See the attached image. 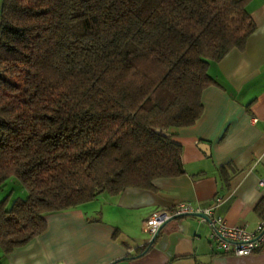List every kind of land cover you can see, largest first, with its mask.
Segmentation results:
<instances>
[{"label": "trees", "instance_id": "trees-1", "mask_svg": "<svg viewBox=\"0 0 264 264\" xmlns=\"http://www.w3.org/2000/svg\"><path fill=\"white\" fill-rule=\"evenodd\" d=\"M249 1L1 0L0 191L26 192L0 198L4 252L46 214L183 173L170 129L195 123L209 63L255 30Z\"/></svg>", "mask_w": 264, "mask_h": 264}, {"label": "crops", "instance_id": "crops-1", "mask_svg": "<svg viewBox=\"0 0 264 264\" xmlns=\"http://www.w3.org/2000/svg\"><path fill=\"white\" fill-rule=\"evenodd\" d=\"M246 9L255 30L243 48L209 63L214 84L201 93L195 123L170 129L181 147L183 173L155 179L151 189L101 193L46 214L41 235L10 252L0 246V264H264V247L247 256L216 253L198 217L168 221L148 248L151 237L141 232L153 212L178 202L213 207L227 223L248 230L262 217L264 187L257 181L264 179V0H250Z\"/></svg>", "mask_w": 264, "mask_h": 264}, {"label": "built area", "instance_id": "built-area-1", "mask_svg": "<svg viewBox=\"0 0 264 264\" xmlns=\"http://www.w3.org/2000/svg\"><path fill=\"white\" fill-rule=\"evenodd\" d=\"M257 186L264 187V179L257 181ZM219 198H216V202ZM202 213L205 218H198L209 230L208 238L216 253L220 255L247 256L264 247V218H261L253 230L243 226L231 225L216 214L213 207L203 210L194 209L190 204L178 202L164 211L153 212L141 225V232L149 237L177 215Z\"/></svg>", "mask_w": 264, "mask_h": 264}, {"label": "rangeland", "instance_id": "rangeland-1", "mask_svg": "<svg viewBox=\"0 0 264 264\" xmlns=\"http://www.w3.org/2000/svg\"><path fill=\"white\" fill-rule=\"evenodd\" d=\"M0 3H1V0H0ZM4 192H5V194L10 192L11 196L13 198L25 197V195H26V192L24 191V189L22 188L21 184L16 179H11V180L6 182V185H4V187L0 191V195H3ZM142 235L146 236V234H144V233H142Z\"/></svg>", "mask_w": 264, "mask_h": 264}, {"label": "water", "instance_id": "water-1", "mask_svg": "<svg viewBox=\"0 0 264 264\" xmlns=\"http://www.w3.org/2000/svg\"><path fill=\"white\" fill-rule=\"evenodd\" d=\"M157 133H160V130H156ZM180 216H194V217H198V218H205V216L202 214V213H197V212H194V213H190V214H186V215H177V216H173L171 217L168 221L172 220V219H175L177 217H180ZM163 226V225H162ZM161 226V227H162ZM161 227L158 229V231L156 232L155 235H153L150 240L148 241L147 243V248L152 244L153 240L155 239L156 235L158 234L159 230L161 229ZM112 264V263H111Z\"/></svg>", "mask_w": 264, "mask_h": 264}]
</instances>
